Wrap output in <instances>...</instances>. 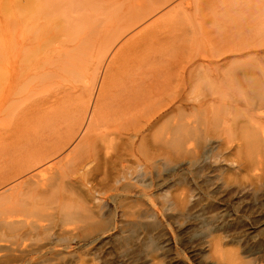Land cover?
I'll list each match as a JSON object with an SVG mask.
<instances>
[{"label": "bare ground", "instance_id": "bare-ground-1", "mask_svg": "<svg viewBox=\"0 0 264 264\" xmlns=\"http://www.w3.org/2000/svg\"><path fill=\"white\" fill-rule=\"evenodd\" d=\"M112 1L0 0V11L3 14L2 20L0 19V129L8 130L16 116L24 114L21 112V105L24 106L23 110L27 107L23 104L27 98L17 95V88L21 83L30 85L36 79L41 83L49 78L47 76L56 67L67 68L64 62L77 44L72 47L54 44L64 41L63 36L72 32L67 27L75 28L79 23L98 19L100 15L109 19V15L116 12ZM129 1L132 5L130 18L133 24L127 29L151 18L152 22L145 28H143L144 25L141 28L131 29L126 33V35L130 34L126 39L118 37L113 42H108L109 39L99 38L103 41L98 42V48L103 50L108 42L106 47L108 49L99 54L91 66L94 71L93 82L87 91L94 90L99 77L95 97H88L85 101L82 98L77 100L72 115L67 118L66 126L69 127L62 136L49 139L48 143L46 141L45 144L23 152L19 157L17 156L18 159L14 163L11 162L12 165L9 168L0 173V241L9 242V245L8 243L6 245L9 253L0 261V264L71 262L74 255L60 256L58 245L68 248L73 241L76 243L89 236H92L90 242L95 244L106 240L101 239V234L97 233L105 229V221L108 222L104 215H107V219L110 218L105 213L100 215L103 211L99 200L101 197L96 196V192L100 193V190L105 189L104 186L111 187L108 182V172L111 171L108 161L111 158L119 160L120 152L114 146L120 145L115 140L120 139V110L124 114L127 110L138 107L142 114L137 118L136 115L134 117L131 112H127L129 117L125 119V124L133 125V121L136 120L142 122L139 124L135 122L133 127H127L123 131V134L128 135L130 153L135 154L134 152L138 149L134 137L140 138L144 144L143 159L138 157L137 161L147 162L156 153L162 155L166 161L174 157L176 155L173 156L174 153L184 155L190 152V149L186 152L185 147L191 137L214 136L216 131H221L225 135L221 139L237 131L241 133L246 143L264 145V0H248V3L244 5L239 3L237 13L241 20L233 26L235 27L233 31L241 36L239 40H236L238 42L221 48H211L208 53L202 54L207 59L206 63L197 61L195 55L187 60L184 66L178 61L181 68L177 65L178 69L175 71H164L162 75L166 77L161 81H157L156 78L151 79V81L155 80V87L161 90L157 93H153L156 91L153 84L142 86L139 80H136L137 75H133L135 69L146 72L143 69L145 53L132 55L129 58L132 66L126 71L123 69V73L120 71L121 54L131 47L137 51L150 42H154L155 47L166 46L165 50L169 53L174 51L184 53L189 30L182 17L189 16V12L210 11L211 5L216 0ZM221 1L218 0L219 3ZM227 1L230 3V0ZM168 4L172 5L171 10L160 14L162 6ZM157 13L159 16H156ZM19 18L21 21L17 23H21V26L13 27ZM170 20H173V29L176 28L179 32L177 30V33L172 32V28H169ZM168 33L173 34L172 37L168 36ZM42 37L47 41L43 47L39 46L38 42ZM236 37L238 36H231L232 39ZM242 40L244 42H241ZM118 43L120 48L114 50ZM108 50L110 52L114 50L111 57L114 58L111 59L115 64L113 67L111 60L105 63ZM221 56L224 60L218 63V58ZM46 60L50 67L43 69ZM170 63V59L164 61V64ZM223 67L226 69L219 72L218 70ZM120 78L128 81L121 89L118 83ZM190 86L199 88V92L194 96L185 94ZM209 89L212 90L208 91ZM122 92L127 94H124L121 100L123 104L120 107ZM133 100L136 103L132 102ZM33 102L36 101L33 100ZM113 114H116L118 118ZM170 115H172L170 123L160 132L158 138L152 134L150 141L149 132L159 121ZM24 116H21V119ZM109 116H113L115 121L110 120ZM117 119L119 123H116ZM109 120L116 123H111L114 127L108 124L109 128L113 127L111 131H107L108 127L105 126ZM219 132L218 134H221ZM94 138H98L101 143ZM96 142L100 143V149L99 146L96 148L99 149L98 151L94 150L99 145ZM223 142H218L217 145L208 144L213 156H218ZM252 145H250L251 148ZM91 149L95 151L93 160L97 163V166L95 163L96 168L90 167L94 164H88L90 169L76 176L74 174L76 160L88 154ZM66 150L68 151L65 153ZM249 151L248 153H251ZM89 154L88 157L92 158V154ZM89 158L84 161L80 159L79 164H87ZM125 168L130 167L125 166ZM141 168L143 172L141 171L140 175L146 174V168L142 163L135 166V170H142ZM207 168L209 166L203 164L197 168V172L191 171L193 177L195 174L199 176L200 171ZM212 168L210 167L209 170ZM189 175L190 172L180 177L181 181L190 182ZM118 192L119 189L115 193ZM144 194L147 200L152 201L149 193ZM90 201L94 207H97L96 209L88 205ZM106 203L109 204V202ZM39 208L47 211L43 219L33 217L35 215L33 211L37 209L39 211ZM113 209L111 207L112 213H114ZM84 211L86 213L83 215L78 214ZM74 214L80 215L81 220L86 224L78 228L63 229L66 219ZM97 217L99 220L95 219ZM78 229L80 230L77 231ZM95 232L97 235L93 236Z\"/></svg>", "mask_w": 264, "mask_h": 264}, {"label": "rangeland", "instance_id": "rangeland-1", "mask_svg": "<svg viewBox=\"0 0 264 264\" xmlns=\"http://www.w3.org/2000/svg\"><path fill=\"white\" fill-rule=\"evenodd\" d=\"M247 1L230 0L228 3L227 0H222L219 3L216 0L211 5L210 11L189 12V16L182 17L189 30L184 53L166 52V46L155 47L154 42L144 44L137 51L131 47L125 52L122 51L124 53L120 57V71L123 73V69L126 71L132 66L129 63V58L132 55L135 56L144 52L143 69L146 72L143 73L141 69H135L133 75H137L136 80H139L142 86L153 84L156 90L153 93L161 91L155 87V80L151 81V79L156 78L157 81H161L166 77V75H162L164 71L172 72L178 67L181 68L193 55L196 56L197 61L206 63L207 59L202 54L208 53L211 48H221L224 45L238 42L236 40H239L241 36L233 31L235 28L233 26L241 20L237 13L239 3L244 5L248 3ZM112 3L116 12L111 15L106 14L110 16L109 19L100 15L98 19L94 18L85 23H79L75 28L68 26L67 28L71 29L72 32L63 36L64 41L54 43L63 47H72L77 44L64 62V66H67L66 69L56 67L47 76L49 78L41 83L36 79L30 85L21 83L18 86L17 95L27 98L23 103L27 107L24 111L22 109L24 106L21 105V112L24 114H19V118L16 116L15 122L13 121L8 130L0 129V173L9 168L12 165L11 162L14 163L23 152L45 144L46 141L48 143L49 139L62 136L69 127L66 126L67 118L72 115L77 100L82 98L85 101L88 97H95L99 77L96 80L98 82H96L94 90L87 91L93 82L94 71L91 66L99 54L107 51V43L113 42L118 37L126 39L130 35H126V33L131 29L141 28L144 25L143 28H145L152 22L151 18L138 22L134 27L127 29L133 24L130 18L132 11L130 1L113 0ZM162 7L160 14L170 11L172 5L168 4ZM156 16H159V13ZM2 18L3 14L0 11V19L2 20ZM20 21V18L16 20L13 27L19 28L21 23L17 22ZM169 28H172V32H176L177 29H173V20H170ZM177 32L179 31L177 30ZM171 33H168V36L172 37L173 34ZM231 36L238 37L232 39ZM99 38L109 39L103 50L98 48V42L103 41ZM38 42L39 46L42 47L47 43L43 37ZM119 44L114 47V50L120 48ZM114 50L111 52L108 50L106 64L114 59L111 58ZM164 51L165 53H163ZM166 59H170L171 63L164 64ZM218 59V63L224 60L222 56ZM178 61L181 62L182 66L179 65ZM44 65L43 69L50 67L47 60ZM177 65L178 67H176ZM225 69L226 67H223L218 71L222 72ZM122 81V78L118 81L120 89L124 88V84L128 82L127 80ZM210 90L212 89L208 91ZM126 92L120 93V101L124 94H127ZM198 92L199 88L190 86L186 89L185 94L194 96ZM132 102L136 103L135 100ZM122 104L121 101L120 107ZM127 112H131L137 118L142 116L138 107L127 110ZM127 112L123 114V111L120 110V120L117 119L116 122L119 123L118 120L120 121V139H115L120 145L114 146L120 152L119 160L111 158L108 161L111 170L108 172V179L110 180L112 177L108 182H110L112 189L107 185L104 186L106 190H100V193L96 192V196L101 197L99 200L103 211H100V215L108 214L111 221L107 219V215H104V218L108 220L107 223L104 220L105 229L99 233H93V236L101 234V239L106 240L95 244V242H90L92 236H89L76 243L73 241L68 248L58 245L61 252L60 256L74 255L72 263L61 262L60 264H264V145L261 142V146L246 143L241 133L237 131L230 136L226 135L227 137L223 139L227 140L223 142L224 140L221 138L225 135L221 131H218L221 134L216 131L217 136H204L203 138V135L202 137L196 135L191 137L192 141L190 140L185 147L186 152L188 149L190 152L184 154L185 156L178 151L180 154L174 153L173 156L176 155L166 161L162 155L154 152L156 153L154 157L147 162L137 161L138 157L143 159L144 144L140 138L134 137L138 149L134 152L135 154L130 153L128 135L123 134V131L127 127H133L135 122L139 124L142 121H133V119V125L125 124V119L129 117ZM23 115L25 116L21 119ZM113 115L115 117L116 114ZM114 117L109 116L110 120L115 121ZM171 118L172 115L166 116L155 125L149 132L150 141L152 134L158 138L160 132L170 123ZM109 121L105 124V126L107 125L106 128L108 127L107 131L113 129L114 126L111 123L116 124ZM108 124L113 127L109 128ZM103 129L105 132L104 127ZM109 136L112 137L113 135ZM96 139L98 142L100 141L98 138ZM96 139L94 138L95 141ZM218 142L223 143L216 157L211 154L208 144L217 145ZM100 143L97 146L95 144V151L100 149ZM248 145L250 149L247 148ZM98 146L99 149H96ZM68 150L64 152L66 153ZM92 151L93 149L89 151L92 158L88 157L89 153L80 158L83 161L89 158L87 164H79L80 159L76 160L74 165L76 176L87 169L89 170L88 164H94L89 166L96 168L97 163L93 160L95 151L93 153ZM138 163H142L146 168V174L140 175L141 171L143 172L142 168V170H135ZM203 164L208 165L209 168L200 171L199 176L195 174L193 177L192 172ZM125 166L130 168L127 169ZM210 167H213L212 170H209ZM188 172H190V182L183 183L181 178ZM117 179L119 180L117 181ZM113 188L119 189V192L115 193L117 190H113ZM102 192L107 194L104 195ZM142 192L149 193L152 201L147 200L148 198ZM111 193L115 196L113 197ZM103 197L105 199H102ZM110 199H114V201ZM88 205H91L92 209L97 208L93 206L91 201ZM109 205L110 207H108ZM44 207L47 208V206ZM111 207L114 208V213L111 212ZM45 210L40 209L38 211L37 209L33 211L35 215L32 216L43 219L46 215L45 212H47ZM47 210L51 211L48 208ZM84 213L86 212H78L80 215ZM78 214L68 217L63 229L68 230L85 225L86 223L81 220ZM95 219L99 220L98 217ZM109 222L110 225H108ZM106 242L108 243L106 244ZM7 243L9 245L7 241H0V261L9 253V250L6 249ZM54 262L56 261L50 264H54Z\"/></svg>", "mask_w": 264, "mask_h": 264}]
</instances>
